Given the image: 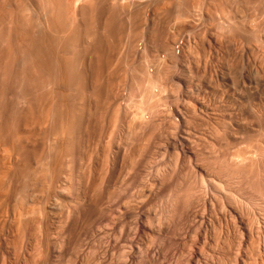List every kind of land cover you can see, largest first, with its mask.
<instances>
[{
    "label": "rangeland",
    "instance_id": "374dc122",
    "mask_svg": "<svg viewBox=\"0 0 264 264\" xmlns=\"http://www.w3.org/2000/svg\"><path fill=\"white\" fill-rule=\"evenodd\" d=\"M0 9L46 39L0 80V264H264V0Z\"/></svg>",
    "mask_w": 264,
    "mask_h": 264
},
{
    "label": "bare ground",
    "instance_id": "6f19581e",
    "mask_svg": "<svg viewBox=\"0 0 264 264\" xmlns=\"http://www.w3.org/2000/svg\"><path fill=\"white\" fill-rule=\"evenodd\" d=\"M3 1V0H2ZM30 1V0H29ZM56 1V0H55ZM18 2V1H17ZM23 2V1H22ZM51 2V1H50ZM3 3V2H2ZM27 3V2H26ZM38 3H39V0H38ZM58 3V2H57ZM32 4V3H31ZM53 5V4H52ZM3 6V5H2ZM37 6H38V4H37ZM28 7V6H27ZM30 7V6H29ZM43 7H44V5H43ZM2 8V7H1ZM39 8V7H38ZM47 8V7H46ZM45 8V9H46ZM19 9V8H18ZM25 10H24V12L26 11V8H24ZM27 9H30V8H27ZM32 9V8H31ZM0 10H2V9H0ZM17 10V9H16ZM22 10H23V8H22ZM57 10V9H56ZM28 11V10H27ZM30 11V10H29ZM39 11H40V9H39ZM49 11V10H48ZM23 12V13H24ZM10 13V12H9ZM27 12H25V14H26ZM31 13H32V11H31ZM37 13V12H36ZM44 13V12H43ZM52 13V12H51ZM22 14V13H21ZM30 14V13H29ZM37 14H39V12L37 13ZM41 14V13H40ZM56 14V13H55ZM17 15H19V14H17ZM30 15H32V14H30ZM30 15L28 16V17H30ZM12 16V15H11ZM9 16L10 18H7L6 17V15H5V17H1L0 18V80H1V78H8V79H10L9 78V74H11L10 75V77L11 78H13V76H15L19 81L18 82H20L19 84L18 83H16L15 82V80H12V79H10L11 80V82H12V84H13V82H15L16 84H18L19 85V91H24V90H26L25 88H26V86L28 85H26V82L28 81H26V79H27V76H28V71H29V67L27 66L28 65V62L31 60V59H34L35 57L34 56H36L37 54H38V56L39 55H42V54H40V53H42V51H41V48H43L44 47V45H43V41L42 40H44V39H42V26H40L39 25V22H41L40 21V19H39V22H38V20H37V22H38V25H37V23H35L36 25H34V23H33V25H34V27H33V25H31L30 24V26H32V29L30 30L29 28H31V27H27L29 24H27V26H24V24H23V26L21 25H19V24H15V23H22V22H25V19L24 18H26V16L24 17V16H16V18L17 17H20V18H22V19H24L22 22H18V20L20 19H18L17 18V22H15L16 21V19L14 18L15 16ZM33 16H35L34 18H36L37 19V17H36V15H33ZM38 16V15H37ZM52 16H54V15H52ZM32 17V16H31ZM29 18V20L31 21L32 19H33V17L32 18ZM11 18H14L15 19V23H11V21L12 20H14V19H11ZM38 18H40V17H38ZM36 19H34V20H36ZM54 19V18H53ZM10 20V21H9ZM26 20H27V18H26ZM28 20V21H29ZM33 20V21H34ZM43 20V19H42ZM27 22V21H26ZM36 22V21H35ZM28 23V22H27ZM47 23V22H46ZM26 24V23H25ZM54 24V23H53ZM56 24V23H55ZM27 27L29 30H26L25 28ZM53 27V26H52ZM47 28V27H46ZM24 29L26 30V31H29V32H31L32 30H33V33L35 34V36L34 35H32L33 37H32V39L34 40V46H35V43H36V45L37 46H35L36 47V49H34V52L32 51V49L33 48H30V51L28 50V45L31 43V41H32V39L30 38V37H28V33L26 32V33H24L23 31H24ZM56 29V28H55ZM45 30V29H44ZM45 32V31H44ZM30 34H32V32L31 33H29V35ZM163 34V33H162ZM26 35H27V37H26ZM57 36V35H56ZM34 37H35V39H34ZM30 38L31 39V41H29L28 42V39ZM29 39V40H30ZM46 40V39H45ZM48 40V39H47ZM51 40V39H50ZM60 42V41H59ZM27 43H29L28 45H27ZM55 43V42H54ZM45 44V43H44ZM60 44V43H59ZM41 45V48L39 49V46ZM42 45H43V47H42ZM46 46V45H45ZM30 47H32V46H30ZM34 47V48H35ZM51 47H52V45H51ZM54 47V46H53ZM46 48V47H45ZM48 49V48H47ZM39 50H40V52H39ZM48 57V56H47ZM5 58V59H4ZM37 59H39V58H37ZM37 59H35V60H33V61H36ZM42 59V58H41ZM46 59V58H45ZM62 59V58H61ZM5 61V60H7V62L9 63H7L9 66H2L1 65V61ZM32 61V60H31ZM38 61V60H37ZM11 62H14L16 65V67L14 66V63H13V65H11ZM17 62V63H16ZM3 63H5V62H3ZM2 63V64H3ZM30 63V62H29ZM39 63V62H38ZM44 63V62H43ZM48 63V62H47ZM68 63V62H67ZM31 64V63H30ZM34 65V64H33ZM43 65V64H42ZM14 66V67H13ZM31 66V65H30ZM41 66V65H40ZM40 66L38 67V68H40ZM43 68V67H42ZM51 68V67H50ZM34 69V68H33ZM41 69V68H40ZM37 71V70H36ZM39 71L40 70H38V72L37 73H39ZM49 71V70H48ZM34 73V72H33ZM44 74V73H43ZM65 75V74H64ZM29 76H30V73H29ZM28 76V78H30L31 76H33V74H31V76L29 77ZM34 77V76H33ZM42 77V76H41ZM40 77V78H41ZM15 78V79H16ZM37 78V77H36ZM35 78V79H36ZM45 78V77H44ZM8 79H5V80H7L8 82H9V80ZM14 79V78H13ZM16 79V80H17ZM58 79V78H57ZM4 80V81H5ZM52 80V79H51ZM37 82H38V80H37ZM2 83V82H1ZM13 84V85H16V84ZM34 83H35V81H34ZM48 83V82H47ZM54 83V82H53ZM60 83V82H59ZM3 84V83H2ZM6 84V83H5ZM5 84H3V85H5ZM12 84H10V87L12 86ZM3 85H1V87L3 86ZM6 85H9V84H6ZM6 85H5V88H6ZM18 85H17V87L15 88V86H12L11 88H13L14 87V89L13 90H15V91H13V90H11V88L10 87H8L6 90H7V92H8V90H9V88H10V90H9V92H14V94L15 93H18V92H16V89H18ZM26 85V86H25ZM32 85V84H31ZM40 85V84H39ZM62 85V84H61ZM32 86H34V85H32ZM66 87V86H65ZM5 88H4V86H3V88H2V90H5ZM35 88H37V87H35ZM1 89V88H0ZM38 89H40V88H38ZM1 90V91H2ZM36 90V89H35ZM43 89H41V91H42ZM18 91V90H17ZM27 91V90H26ZM4 92V91H3ZM6 92V91H5ZM8 92V93H9ZM32 92V91H31ZM37 92V91H36ZM24 94H26L25 93V91L23 92ZM23 93H21V94H19V95H22ZM3 94V93H2ZM5 94V93H4ZM10 94V95H9ZM8 95L9 96H11V95H13V94H11V93H9ZM1 95V94H0ZM7 95V93H6V96H8ZM19 95H17V96H19ZM33 95V94H32ZM8 96V97H9ZM16 96V95H15ZM23 96V95H22ZM29 96V95H28ZM36 96V95H35ZM2 97V96H1ZM0 97V98H1ZM26 97V96H25ZM4 98H5V96H4ZM10 98V97H9ZM9 98H8V100H9ZM18 98V97H17ZM20 98V97H19ZM18 98V99H19ZM23 98V97H22ZM2 100H1V102L4 100L3 98H1ZM6 99H7V97H6ZM25 99V98H24ZM27 99V98H26ZM39 99V98H38ZM12 100V99H11ZM13 100H14V98H13ZM21 100V99H20ZM28 100V99H27ZM15 102H16V98H15V100H14ZM18 101V100H17ZM22 102H23V99L21 100ZM5 102V101H4ZM15 102H11V103H9L7 100H6V104H8L9 103V105H8V107L10 106H12V105H10V104H16ZM28 102V101H27ZM18 103H19V101H18ZM24 103V102H23ZM2 104V105H1ZM5 104V105H6ZM20 104V103H19ZM16 105H18V104H16ZM22 105V104H21ZM34 105V104H33ZM1 106H3V103H0V110H1ZM14 106V105H13ZM29 106V105H28ZM8 107H4L3 108V110L5 111V110H7V108ZM18 107L19 106H17V107H11L12 108V110H14L15 108H17V109H15V110H17V111H15V114L17 113V117H15L16 115H12L9 111H10V109L8 110V112L7 113H10V115L11 116H14V118H17V120H21L22 121V119L21 118H23L24 116V114L25 113H23V115H22V117L21 118H19L20 116H21V114H22V112H20L19 114L20 115H18V112H19V110L20 109H18ZM22 107V106H21ZM25 107H26V105H25ZM41 107V106H40ZM23 108V107H22ZM36 109L37 108H39V106L38 107H35ZM24 109V108H23ZM32 109V108H31ZM43 109V108H42ZM22 110V109H21ZM20 110V111H21ZM30 110V109H29ZM38 110V109H37ZM2 111V110H1ZM4 111H2V112H4ZM26 111H27V109H26ZM32 111V110H31ZM31 111H29V112H31ZM39 111V110H38ZM12 112V111H11ZM28 113V112H27ZM35 113V112H34ZM3 114V116H5L4 118H8L9 119V115L6 117V111H5V113H2ZM6 114V115H5ZM30 114V113H29ZM31 115H32V113H31ZM49 115V114H48ZM1 116V115H0ZM3 116L0 118L1 119V121H6L5 123H10V119H11V117H10V119L7 121V119H4L3 118ZM19 116V117H18ZM28 116V115H27ZM26 116V117H27ZM30 116V115H29ZM37 116V115H36ZM59 116V115H58ZM26 117H24V118H26ZM44 117H45V115H44ZM29 118V117H28ZM32 118H34L33 117V115H32ZM76 119V118H75ZM11 120H13V119H11ZM16 120V119H15ZM27 120V119H26ZM30 120V119H29ZM17 123L16 124H21V123H18L19 121H16ZM27 122V121H26ZM3 123V122H2ZM23 123H25V121L23 122ZM23 123H22V126H25V125H23ZM34 123V122H33ZM1 124V123H0ZM4 124V123H3ZM3 124H1V125H3ZM16 124H15V126H16ZM5 125H7V124H5ZM13 125H14V123H13ZM13 125H10L9 124V126H13ZM4 126V125H3ZM22 126L20 125V127H21V129H22ZM28 126H30V125H28ZM6 127V129H8L7 128V126H5ZM14 127V126H13ZM17 127H19V125L18 126H16V128H14V129H17ZM19 127V128H20ZM10 128V127H9ZM18 128V132H19V135L21 136L22 135V131L20 130ZM26 128V127H25ZM2 129V128H1ZM1 129H0V132H1ZM14 129L12 128V129H8V130H6L5 131V129L3 130V132H1L2 134L4 133V132H8V131H14ZM34 129V128H33ZM24 131V130H23ZM32 131H34V130H32ZM64 131V130H63ZM18 132H16L15 131V133L17 134ZM22 132V133H21ZM14 133V132H13ZM15 133H14V135H15ZM21 133V134H20ZM5 135V137L3 138V140L6 138V140L9 138V137H6L7 135V133H4ZM8 134H10V133H8ZM12 134V133H11ZM10 134V135H11ZM71 134V133H70ZM13 135V136H14ZM18 134L16 135V140L17 139H19L18 137H20ZM24 135V136H23ZM23 139L25 138V133H23ZM12 136V138L14 139V141H15V138ZM18 136V137H17ZM2 137V136H1ZM28 137H29V135H28ZM32 137V136H31ZM54 137V136H53ZM11 137H10V139L11 140H13ZM21 138V140H19L20 141V143H21V141L23 142L24 140H22V137H20ZM27 138V137H26ZM35 138V137H34ZM1 140V139H0ZM5 141V140H4ZM9 141V140H8ZM35 141V140H34ZM18 142V141H17ZM6 143H9V142H7L6 141ZM24 143V142H23ZM22 143V144H23ZM10 144V143H9ZM17 143H14V147H16L18 144H19V142H18V144L16 145ZM26 144V143H25ZM6 145H8V144H6ZM11 145H13L12 143H11ZM21 145V144H20ZM42 145H44V144H42ZM19 146V145H18ZM17 146V147H18ZM26 146V145H25ZM12 147V146H11ZM21 147V149L19 148V150H21L20 152H22V158H24L25 156L24 155H26V154H24V152L27 150V149H25V147H24V144L23 145H21L20 146ZM27 147H28V145H27ZM3 150V149H2ZM1 150V151H2ZM9 151V150H8ZM35 151V150H34ZM16 152V151H15ZM18 152V151H17ZM3 153H4V151H3ZM26 153V152H25ZM29 153V152H28ZM62 155V154H61ZM11 156V155H10ZM27 156V155H26ZM57 156V155H56ZM37 157V156H36ZM8 158V157H7ZM27 158V157H26ZM11 159V158H10ZM25 159V158H24ZM44 161V160H43ZM25 162V161H24ZM12 164V163H11ZM8 165V164H7ZM6 165V166H7ZM27 165V164H26ZM29 165V164H28ZM1 166V165H0ZM10 166V165H9ZM3 167V166H2ZM5 167V166H4ZM1 168V167H0ZM7 168H8V166H7ZM19 168V167H18ZM28 168V167H27ZM2 169V168H1ZM3 169H5V168H3ZM2 169V170H3ZM42 169V168H41ZM252 169V168H251ZM8 170V169H7ZM6 170V171H7ZM15 171V170H14ZM19 171V170H18ZM37 171V170H36ZM24 173V172H23ZM257 173V172H256ZM259 174V173H258ZM6 175V174H5ZM249 175V174H248ZM25 176V175H24ZM9 177V176H8ZM246 178V177H245ZM251 179V178H250ZM256 180V179H255ZM20 181V180H19ZM4 182V181H3ZM2 182V183H3ZM250 185V184H249ZM8 186V185H7ZM1 187V186H0ZM11 188V187H10ZM257 192V191H256ZM103 209V208H102ZM238 209V208H237ZM227 211V210H226ZM254 213V212H253ZM202 221V220H201ZM259 226V225H258ZM251 232V231H250ZM254 235V234H253ZM138 244V243H137ZM146 249V248H145ZM261 251V250H260ZM252 252V251H251ZM257 253V252H256ZM244 254V253H243ZM251 254V253H250ZM249 254V255H250ZM127 256V255H126ZM227 257V256H226ZM238 260V259H237ZM254 260V259H253ZM257 260V259H256ZM246 263V262H245Z\"/></svg>",
    "mask_w": 264,
    "mask_h": 264
},
{
    "label": "built area",
    "instance_id": "2783aa9c",
    "mask_svg": "<svg viewBox=\"0 0 264 264\" xmlns=\"http://www.w3.org/2000/svg\"><path fill=\"white\" fill-rule=\"evenodd\" d=\"M176 52H181V45L178 43L175 47Z\"/></svg>",
    "mask_w": 264,
    "mask_h": 264
}]
</instances>
